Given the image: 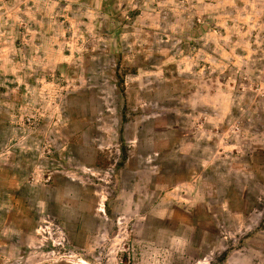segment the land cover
Returning a JSON list of instances; mask_svg holds the SVG:
<instances>
[{
  "label": "rangeland",
  "instance_id": "rangeland-1",
  "mask_svg": "<svg viewBox=\"0 0 264 264\" xmlns=\"http://www.w3.org/2000/svg\"><path fill=\"white\" fill-rule=\"evenodd\" d=\"M0 206V264H264V0H0Z\"/></svg>",
  "mask_w": 264,
  "mask_h": 264
},
{
  "label": "crops",
  "instance_id": "crops-1",
  "mask_svg": "<svg viewBox=\"0 0 264 264\" xmlns=\"http://www.w3.org/2000/svg\"><path fill=\"white\" fill-rule=\"evenodd\" d=\"M1 208H2V206H0V209H1ZM1 214H2V211L0 210V216H1ZM25 259H26V262L30 260L29 257H28V258H25ZM24 261H25V260H24ZM24 263H25V262H24ZM24 263L22 262V264H24ZM17 264H21V263H20V262H19V263L17 262Z\"/></svg>",
  "mask_w": 264,
  "mask_h": 264
}]
</instances>
